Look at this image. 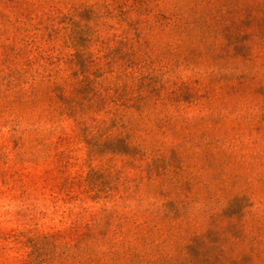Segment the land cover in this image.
Returning <instances> with one entry per match:
<instances>
[{
  "label": "rangeland",
  "instance_id": "374dc122",
  "mask_svg": "<svg viewBox=\"0 0 264 264\" xmlns=\"http://www.w3.org/2000/svg\"><path fill=\"white\" fill-rule=\"evenodd\" d=\"M1 32L2 27L0 53H6ZM102 38L120 64L131 68L127 73L137 88L148 87L164 98L162 120L178 134L166 138L152 125L148 151L137 148L128 157L102 147L90 173V149L72 119L37 122L35 113L17 123L0 116V264H29L36 237L43 238L39 253L50 257V264H190L181 252L187 241L214 239L218 232L231 246L238 243L234 256L245 260L251 244H257L258 264H264L261 113L231 114L212 100L217 71L177 52L170 39L139 43L131 36L130 44L108 28ZM72 54L60 41L51 55L66 61ZM165 213L185 218L186 226L161 220ZM157 223L163 235L142 244L140 257L97 254L91 262L79 249L87 242L95 250L102 240L97 233L112 237L116 230L133 233ZM204 259L194 258L195 264Z\"/></svg>",
  "mask_w": 264,
  "mask_h": 264
},
{
  "label": "trees",
  "instance_id": "16d2710c",
  "mask_svg": "<svg viewBox=\"0 0 264 264\" xmlns=\"http://www.w3.org/2000/svg\"><path fill=\"white\" fill-rule=\"evenodd\" d=\"M153 1L157 5L150 8ZM151 2L0 0L1 33L8 43L7 52L0 53V116L19 119L17 123L35 113L37 122L72 119L89 146L90 173L102 147L122 157L137 148L148 151L152 125L161 128L164 137L174 138L178 133L173 124L166 128L162 120V112H167L164 98L148 87L135 86L136 79L127 73L131 68L120 64L102 38L108 28L120 31V38L130 44L131 36L139 43L156 37L172 40L177 52L217 71L212 100L231 114L251 117L260 112L263 124L264 0H175L172 5L170 0L163 9L157 6L166 0ZM60 41L73 52L70 60L52 57ZM179 218L165 213L161 220L169 224L179 220L178 228L183 229L185 218ZM91 231L84 236L86 241ZM162 233L158 223L133 233L116 230L112 237L97 233L102 240L95 250L87 242L79 249L91 262L98 260L97 254L135 258L140 257L142 244ZM39 239L43 238L31 241L29 264H50V257L39 253ZM187 242L181 252L190 264L203 256V264H258L257 244H251L247 260L236 257L238 243L231 246L222 232L214 239L202 236L198 242ZM189 247L196 257L187 252Z\"/></svg>",
  "mask_w": 264,
  "mask_h": 264
}]
</instances>
